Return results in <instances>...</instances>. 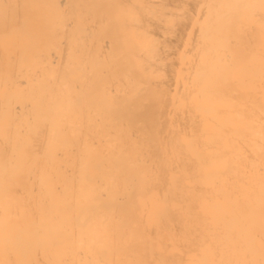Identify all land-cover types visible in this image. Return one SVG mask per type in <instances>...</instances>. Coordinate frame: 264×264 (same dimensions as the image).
<instances>
[{
  "label": "bare ground",
  "instance_id": "obj_1",
  "mask_svg": "<svg viewBox=\"0 0 264 264\" xmlns=\"http://www.w3.org/2000/svg\"><path fill=\"white\" fill-rule=\"evenodd\" d=\"M0 264H264V0H0Z\"/></svg>",
  "mask_w": 264,
  "mask_h": 264
}]
</instances>
